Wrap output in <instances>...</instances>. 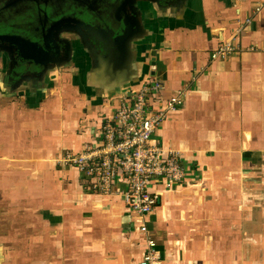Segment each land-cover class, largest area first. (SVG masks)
<instances>
[{
    "label": "crops",
    "instance_id": "obj_1",
    "mask_svg": "<svg viewBox=\"0 0 264 264\" xmlns=\"http://www.w3.org/2000/svg\"><path fill=\"white\" fill-rule=\"evenodd\" d=\"M180 2L174 15L149 16L152 40L140 48L156 67L144 82L162 85L154 108L188 94L159 133L180 155L183 183L153 179L159 202L144 219L116 192H92L59 160L103 142L120 95L89 69L26 91L19 105L0 106V264H139L148 238L163 264H264V0ZM224 42L236 53L213 60Z\"/></svg>",
    "mask_w": 264,
    "mask_h": 264
},
{
    "label": "flooded vegetation",
    "instance_id": "obj_2",
    "mask_svg": "<svg viewBox=\"0 0 264 264\" xmlns=\"http://www.w3.org/2000/svg\"><path fill=\"white\" fill-rule=\"evenodd\" d=\"M22 1L0 0V106L19 105L26 91L41 94L48 89L42 88L50 83L51 72L65 66L102 73V65L110 57L108 45L114 44L109 33L116 31V39L133 42V48L146 45L152 40L153 26L147 11L158 17L174 15L181 3L30 0L20 7ZM108 12H112V17L107 21ZM71 72L74 71H68Z\"/></svg>",
    "mask_w": 264,
    "mask_h": 264
},
{
    "label": "built area",
    "instance_id": "obj_3",
    "mask_svg": "<svg viewBox=\"0 0 264 264\" xmlns=\"http://www.w3.org/2000/svg\"><path fill=\"white\" fill-rule=\"evenodd\" d=\"M260 11V6L255 8V13ZM252 21L250 17L240 20L237 32L245 31ZM236 51L232 42H224L212 51L211 58L226 61ZM161 91V83L155 80H146L138 89L125 91L116 112L104 119L103 142L86 146L79 153L68 151L59 160L85 174L92 192L103 196L116 192L125 206L143 219L153 213L159 202V197L150 191L153 179L174 185L186 178L179 153L165 148L159 133L170 115L184 105L188 94L172 95L156 109L153 102ZM119 185L125 187L117 189ZM141 231L148 232L147 226H141ZM139 264H163L157 239L148 238Z\"/></svg>",
    "mask_w": 264,
    "mask_h": 264
},
{
    "label": "water",
    "instance_id": "obj_4",
    "mask_svg": "<svg viewBox=\"0 0 264 264\" xmlns=\"http://www.w3.org/2000/svg\"><path fill=\"white\" fill-rule=\"evenodd\" d=\"M30 0H24L20 3V7L24 2H29ZM175 1V0H168ZM90 7L87 5V8ZM112 7V5H111ZM116 7V6H115ZM123 14V13H122ZM110 20L112 17V12H108ZM117 15L116 17H118ZM92 16H88L91 18ZM90 20H87V22ZM108 37L110 40L114 39L113 45H108L110 49L109 59L102 65V73H97L94 69L91 73L92 79H98L97 82L104 86L105 89L114 94L122 95L125 91L133 89H138L144 82L143 78L147 77L149 73L152 76L155 75L156 67L155 60L152 59V66L146 64V59L141 60L142 51L140 47L133 48V42H120L117 38V32L109 33ZM121 43V44H120ZM110 46V47H109ZM98 47H100L98 45ZM99 50V49H98ZM101 50V49H100ZM104 58V57H103ZM151 70V72H150ZM101 74V75H100ZM96 76V78H95ZM101 77V78H99ZM128 88L126 90H123ZM110 93V92H109Z\"/></svg>",
    "mask_w": 264,
    "mask_h": 264
},
{
    "label": "rangeland",
    "instance_id": "obj_5",
    "mask_svg": "<svg viewBox=\"0 0 264 264\" xmlns=\"http://www.w3.org/2000/svg\"><path fill=\"white\" fill-rule=\"evenodd\" d=\"M146 15H148V18H149V16L150 17L155 16V18L157 17L153 12H151L149 10L147 11V14ZM160 17L165 18V17L159 15V17H157V19H159ZM71 68H72V66L69 65V66L62 67L61 69L52 71L51 72L52 73V78H50V83L48 85H46L45 88H42V89H46V88L52 89L54 87L57 88L60 85V82L64 83V85H67L68 83L71 84L72 81H73V76H72L73 75L72 74L73 72L68 73V71L73 70L74 71V74H76V73H79L80 74L81 72H83L82 70H80L78 68H73V69H71ZM66 71H67V73H65ZM67 74H69V75H67ZM56 85H58V86H56Z\"/></svg>",
    "mask_w": 264,
    "mask_h": 264
}]
</instances>
